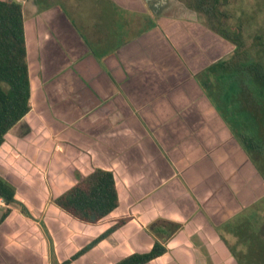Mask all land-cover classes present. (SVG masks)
Wrapping results in <instances>:
<instances>
[{"label":"crops","instance_id":"1","mask_svg":"<svg viewBox=\"0 0 264 264\" xmlns=\"http://www.w3.org/2000/svg\"><path fill=\"white\" fill-rule=\"evenodd\" d=\"M15 1L30 110L4 136L0 178L27 215L0 206V264H60L121 220L69 264L155 242L166 251L146 264H239L226 229L264 181L210 93L233 45L177 0ZM97 169L117 208L96 223L60 216L53 200Z\"/></svg>","mask_w":264,"mask_h":264},{"label":"trees","instance_id":"2","mask_svg":"<svg viewBox=\"0 0 264 264\" xmlns=\"http://www.w3.org/2000/svg\"><path fill=\"white\" fill-rule=\"evenodd\" d=\"M177 1L201 16L208 29L234 47L230 58L217 64L221 73L220 83L210 93L217 94L220 101H226L222 110L227 113L228 124L264 181V62L253 57L241 29L229 27L228 15L222 10L227 0ZM26 56L22 7L15 0H0V146L6 133L30 110ZM14 196V188L0 178V199L7 206L19 207L27 215L24 206ZM53 203L79 221L96 223L118 206L113 175L97 169L56 197ZM8 213L7 209L0 221ZM123 223L124 220L117 222L60 264L74 261ZM170 226L172 231L178 227L175 224ZM153 232L158 234V228H153ZM165 251L161 243L155 242L150 251L131 254L115 264H146Z\"/></svg>","mask_w":264,"mask_h":264},{"label":"rangeland","instance_id":"3","mask_svg":"<svg viewBox=\"0 0 264 264\" xmlns=\"http://www.w3.org/2000/svg\"><path fill=\"white\" fill-rule=\"evenodd\" d=\"M222 10L228 15L229 27L243 32L253 57L264 62V0H227ZM56 208L60 216L72 218ZM226 231L229 243L234 244L230 249L240 263L264 264V198L229 223Z\"/></svg>","mask_w":264,"mask_h":264},{"label":"built area","instance_id":"4","mask_svg":"<svg viewBox=\"0 0 264 264\" xmlns=\"http://www.w3.org/2000/svg\"><path fill=\"white\" fill-rule=\"evenodd\" d=\"M4 205V202L0 199V206Z\"/></svg>","mask_w":264,"mask_h":264}]
</instances>
